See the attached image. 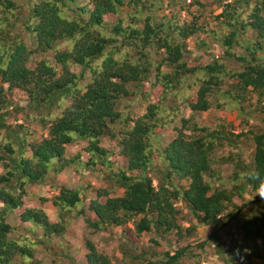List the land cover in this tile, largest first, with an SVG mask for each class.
Wrapping results in <instances>:
<instances>
[{
	"label": "trees",
	"instance_id": "trees-1",
	"mask_svg": "<svg viewBox=\"0 0 264 264\" xmlns=\"http://www.w3.org/2000/svg\"><path fill=\"white\" fill-rule=\"evenodd\" d=\"M79 1L33 2L22 26L34 43L30 48L25 35L16 30L18 21L12 20L21 7L16 0H0V132L4 138L0 142V264H46L38 259L30 235L42 232L37 237L42 244L62 238L69 215L88 198L82 188L62 187L52 199L32 197L30 189L72 165L85 164L86 171L108 167L114 153L102 146L105 138L117 142L124 161V168L106 181L123 194L110 197L111 190H99L97 199L90 201L89 211L96 221L87 218L89 227L100 232L110 226L127 229L134 223L138 236L152 234V243L158 245L161 238L176 247L174 255L166 252L161 259L154 248L141 250L133 257L134 264H180L192 258L193 244L182 241L186 235L194 237L199 227L212 230L199 244L204 251L213 246L223 264L239 260L252 264L256 252L249 251L250 242L264 246V203L255 212L241 196L247 189L264 191V132L235 136L252 137L255 153L249 165H237L239 169L225 180L220 178L216 153L224 146L238 147L237 139H232L233 133L228 137L224 128L200 127L195 116L208 112L218 95L236 105L254 94L264 103V0H226L220 27L211 30L200 26L196 16V22L183 25L169 18L159 21L160 0L148 2L147 16L142 11L122 14L134 0H82L84 6ZM191 3L206 7L199 0ZM249 32L255 37L247 39ZM194 37L196 50L188 43ZM62 43L70 44V49L59 51ZM212 45L214 52H207ZM52 51L60 70L44 59L30 66L33 56ZM200 51L212 58L203 67L196 61ZM192 54L195 57L189 61ZM233 63L239 64L236 69L230 68ZM80 81H84L81 88ZM193 87H197L195 98H187ZM157 90L163 92L160 103L159 99L149 102ZM9 93L25 95L28 107L62 110L52 122L43 120L47 135L37 143L27 142L9 126ZM137 96L149 102L146 113L133 126L125 124L121 132L116 131L124 123L121 103ZM166 99L168 108L163 104ZM65 100L70 101L67 106ZM169 108L175 116L185 110L191 116L181 117L175 138L158 148L154 138ZM79 141L88 146L67 158V147ZM156 154L165 169L158 186L148 175ZM82 172L80 168L78 173ZM175 182H187L188 187L178 188ZM49 201L58 212L57 222L39 207ZM180 201L196 221L190 228L180 224L184 219L176 206ZM15 213L22 227L9 223ZM86 246L88 264H112L92 241Z\"/></svg>",
	"mask_w": 264,
	"mask_h": 264
},
{
	"label": "rangeland",
	"instance_id": "rangeland-1",
	"mask_svg": "<svg viewBox=\"0 0 264 264\" xmlns=\"http://www.w3.org/2000/svg\"><path fill=\"white\" fill-rule=\"evenodd\" d=\"M35 1L37 0H16L17 4L21 7V11L14 13L12 16L13 21H18L16 30L25 35L24 40L30 48H34V43L31 37H27L22 26L28 15L29 6ZM134 1L135 2L132 6H126L123 8L122 14L127 16L130 12L142 11V14L147 16L150 8L148 2L150 0ZM138 1L139 3H136ZM225 1L226 0H199L201 4L206 6L205 8H201L198 5H192L191 2H193V0H160L161 7L156 15L159 21L163 18H169L170 20L175 19L176 23L181 25L185 23L190 24L193 21L196 22L194 19V16H196L198 18L197 22L200 26H206L209 30L217 29L220 27V22L222 21L220 16L223 12ZM78 5L84 6V2L81 0L78 2ZM68 14L70 16H75L72 10H68ZM251 37L254 38L255 35L252 32H249L246 38L251 39ZM210 38L213 39L212 37ZM197 42L198 39L196 37L188 40L189 45L194 50H196ZM214 42L210 41L209 43L214 45ZM213 45L207 52H214ZM67 49H70V44L62 43L58 47L59 51ZM200 52L201 56L198 57L196 61L197 64L200 65L199 67H203L204 65H207L212 58L205 54L206 51ZM55 53L56 51H52L43 56H33L30 66L34 67L36 62L44 59L60 70L61 68L55 63ZM194 57L195 54H192L189 61H193ZM238 65L239 64L237 63L229 64L231 69H236ZM72 71L78 72V70L76 71L74 68H72ZM193 81L194 80H191L189 83H192ZM79 84V88H81L84 85V81H80ZM198 85L201 86L200 84ZM197 87H193L186 97L190 99L195 98ZM225 89H228V87ZM15 94L9 93L12 105L9 108V118L7 122L9 126H11L12 131H16L20 136L27 138V142L35 144L40 141L42 137L47 135V131L43 129V120L45 119L46 123L52 122L56 116L61 114L62 110L57 109L58 106L56 108L42 106L39 109L34 108L33 105L28 107L29 101L27 97L25 95L18 96ZM162 97L163 92L159 94L157 90L152 92L149 102L150 100L159 99L160 103ZM69 102V100H65L63 102L64 106H67ZM149 102L144 100L142 96H137L127 101L124 100L121 103L120 108L124 123L116 128V131L119 130V132H121V128L125 127V124L133 126V122L146 113ZM166 102L167 99L163 104L168 108L170 104L169 102ZM212 102L213 107L208 112L195 116V120L200 127L210 128L211 130H222V128H224V130H226L225 134H227L228 137L231 138V135L229 136V134L233 133V140L235 136H239L241 133L249 135L248 131L256 133L261 131L264 132V123L262 122V120H264V103L262 104L256 95L249 94L247 101L236 103V105L229 103V101L221 95L212 98ZM219 104L221 105L220 109H217ZM16 108L21 109L22 112H19ZM168 114V116L162 119V123L164 124L163 128L157 130L156 137L154 138V145L158 148L166 146L175 138V129L180 126L181 117L189 118L191 116V112L188 110L175 116L173 109H170ZM126 120L127 122H125ZM18 126H23V128L18 129ZM3 139V133L0 132V142ZM235 139H237L235 145L238 147L224 146L216 153L218 162L221 165L220 178L224 177L225 180L230 179L239 169L237 165L240 167L243 165H249L253 154L255 153L252 137L248 138L242 136ZM12 141H16V139H12ZM8 142L9 140H5V143ZM15 144L16 143H14V146ZM87 146L88 143L82 141L68 146L66 149V157L69 159L74 158L81 149L83 150ZM102 146L114 153L108 167L98 165L93 169L86 171L85 164H82L79 166L84 172L79 174L78 171L80 168L72 165L61 174H50L44 184L30 189L32 197H45L52 199L59 194L62 187H67L69 189L82 188L88 198L86 202L80 204V206L69 215L67 223L68 228L62 238H56L51 244H42L37 241V237L40 236L42 232L30 235V239L35 241V249H38V259L46 264H88L86 259L88 253L86 242L88 240L96 245L100 253L108 256L111 259L112 264H134L133 257L138 252H141V250H150V248H154L153 251L159 254L157 259L165 257L164 255L166 252H170V254L174 255L176 249L175 246L168 245L167 241L161 238L158 245L152 243V240L154 239L152 234L138 236L135 233L134 223L128 224L126 227L127 229L110 226L100 232L95 231V229L89 227L87 224V218L96 221V216L89 211V206L90 201L97 199V193L99 190H111L110 197H118L123 194V190L113 189V183L106 181V178L111 177L113 172H119L124 168V161H122L118 144L111 139L105 138L102 140ZM1 166L2 165H0V172H2ZM164 171L165 169L162 162L156 154L154 165L148 172V175L154 180L155 186H158L162 176L161 173ZM175 184L181 189L188 187L187 182H181L180 184L175 182ZM225 184L228 188H231L230 183L225 182ZM241 200H244L247 204H251L250 208L254 209L256 212L264 203V191L254 192L247 189L241 196ZM176 206L182 210L181 217L184 218L180 221L182 228H190L196 223V221L188 214V209L183 201L178 202ZM39 207H43L46 210L52 222L58 221V212L52 201L42 204V206ZM81 211H84L85 213L82 215ZM246 212L247 214L250 213V211ZM8 221L15 226L22 227L23 225L16 213L15 215H11ZM211 233V229L205 231L204 228L199 227L194 237L186 235L182 242H184V244H193L194 255L192 258H184L180 264H223L215 255L213 246L206 247L204 251L199 245ZM134 248H137V251H135ZM249 251L252 255L256 252L253 256L252 264H264V258H262L264 254V246L262 243L250 242ZM127 254H130V259H128L129 256L127 257ZM160 264L164 263L161 262ZM238 264H247V261L239 260Z\"/></svg>",
	"mask_w": 264,
	"mask_h": 264
}]
</instances>
